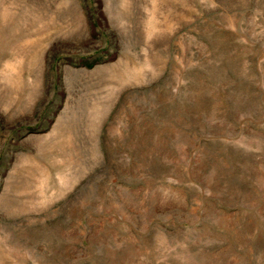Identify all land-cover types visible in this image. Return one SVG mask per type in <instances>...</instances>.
I'll list each match as a JSON object with an SVG mask.
<instances>
[{"label":"rangeland","instance_id":"1","mask_svg":"<svg viewBox=\"0 0 264 264\" xmlns=\"http://www.w3.org/2000/svg\"><path fill=\"white\" fill-rule=\"evenodd\" d=\"M0 264H264V0H0Z\"/></svg>","mask_w":264,"mask_h":264}]
</instances>
